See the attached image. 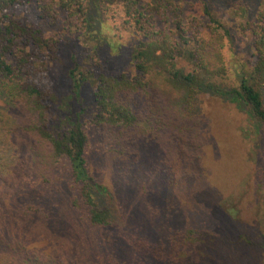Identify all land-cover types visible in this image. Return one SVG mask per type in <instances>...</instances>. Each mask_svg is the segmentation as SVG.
Instances as JSON below:
<instances>
[{"label": "trees", "instance_id": "1", "mask_svg": "<svg viewBox=\"0 0 264 264\" xmlns=\"http://www.w3.org/2000/svg\"><path fill=\"white\" fill-rule=\"evenodd\" d=\"M35 1L41 19L50 25L63 22L59 37H47L19 17L16 11L22 0H0V184L7 188L10 181L14 183L9 194L0 189V230L12 237L15 221L26 238L31 235L28 227L47 222L71 236L73 249L83 250L81 258L91 263L108 250L111 254L99 264H256V259L264 264V196L254 207L260 224L256 238L244 233L234 240L221 238L188 220L201 206L207 216L211 202L190 198L186 190L184 203L178 198L172 203L170 192L184 183L171 180L169 174L172 167L182 168L183 161V167L191 166L198 158L196 152L206 156L209 143L203 140V129L205 122L211 127V120L203 116L202 103L207 95L223 99L247 116L249 142L264 138V7L255 6L254 0H240L227 10L232 19H243L238 28L250 41L255 57L251 67L237 66L239 83L234 84L224 55L225 40L232 39V34L222 12L215 9V0H193L199 4V13L186 19L181 15L186 0ZM221 1L218 5L226 7L236 0ZM111 5H119L120 29L129 32L133 41L131 76H110L102 65L104 51L112 53L110 65L121 62L125 53L118 42L103 38ZM159 21L170 23L171 28L156 27ZM80 40L90 47L88 54L79 49ZM57 59L63 61L60 93L43 84ZM86 86L94 88V104L84 107L80 102ZM64 100L68 108L59 114ZM88 111L91 115L84 118ZM93 131L102 132L100 144L104 142L111 155V165L121 170L128 162L136 163L129 166L133 178L141 174L142 161L137 160L150 142L166 145L179 166L167 157L164 162L172 167L163 175L156 163L147 160L150 174L156 176L149 178L154 192L147 197L146 185L135 195L126 178L130 186L116 180V186H124L115 194L121 201L114 212L107 199L99 196L105 188L90 170ZM207 173L200 184L211 172ZM31 181L38 184L40 194L34 192ZM63 186L64 198L60 197ZM123 198L127 206L122 205ZM49 201L54 206L50 216L45 209ZM225 205L228 214L239 219L242 211L235 214L236 205L229 201ZM57 206L66 211L67 223L74 219L77 225L74 220V227L60 222L61 215L54 214L62 212ZM90 230L99 238L93 239ZM102 234L110 239L100 238ZM26 248L0 238V264H42ZM51 259L59 264L56 257Z\"/></svg>", "mask_w": 264, "mask_h": 264}, {"label": "rangeland", "instance_id": "2", "mask_svg": "<svg viewBox=\"0 0 264 264\" xmlns=\"http://www.w3.org/2000/svg\"><path fill=\"white\" fill-rule=\"evenodd\" d=\"M254 1L255 6L260 8L264 7V0ZM22 2L23 4L20 5L16 11V14L19 17L26 22H29L35 28H40L47 37L57 38L61 33H63L61 32L63 29L62 21L60 24L50 25L48 20H43L39 17L37 3L35 0H33L32 3L28 0H22ZM221 2V0H215L217 7H212L219 9L222 12L223 22L231 31L232 39L225 40L224 55L228 66L230 67V79L234 84H238L239 82L236 77V68L237 66H242L245 63L251 67L255 63L254 51L248 38L240 34L238 27L240 23L243 22V19H232V17L227 13L230 6L238 4L240 0H236L232 4L226 3V7L219 6L218 3L221 5ZM192 13H199V4L195 3L193 0H186V4L184 5L181 15L186 19L189 17V14ZM106 17L107 28L105 29L103 38H108V40L112 43L118 42L121 50L123 49V53H125L121 62L115 60L114 63L110 65L109 60L112 59V53L110 50L104 51V54L101 55L103 60L102 65L105 67L104 71H106L108 75L115 77L123 73L131 76L134 74L133 64L130 60V52L133 48V41L129 32H126L124 29H120V24L123 20V13L121 12L119 5L109 6L106 11ZM205 20L207 24V18H205ZM185 22L187 21L185 20ZM164 23L165 22L159 21L156 27H160L162 29L167 27L169 29L171 28L170 23ZM79 44L80 50L85 49V53H83V55L88 54L89 51H86V49H89L90 47H86L87 43L80 40ZM113 55L117 56L118 54L115 53ZM62 56L64 57V55ZM62 62V59H57L53 62V65L51 63L52 66H49L50 73L43 81V84L45 83L44 86H46L47 89L56 93L63 92ZM93 90V87L86 86L80 102L82 106L87 107L94 104ZM67 92L68 91L64 93V96H67ZM204 101L205 102L202 103L204 113L203 116L205 119L210 118L211 127H207L204 120L205 128L203 129V140L207 141L209 144L206 150V156H201L199 155V152H196L194 157L197 156L198 158L191 164V166L188 165L187 167H183L186 165L185 161L182 162V168L177 167L174 169L170 164L168 166L164 162L167 160V157L174 166L178 165V159H175L176 156L169 154V150L166 145H157L155 142H150L148 143V146L146 145L147 147L142 150V153L140 154L141 159L137 160V162L142 161L141 174L135 175L133 178L132 176H129V166H135L136 163L133 162V164L128 162L121 170L118 169V167L111 165L109 163H113V161H111V155L106 152L104 142L100 144L103 140L102 132H91V139L88 148L91 161L90 170L92 174L96 176L99 183L104 186L106 191L104 194H99V196L101 198H106V201L109 202V208L116 212L118 207H120L119 201L121 200H118V198L115 197V194H120V188L122 189L124 185H121L122 187L116 186L115 182L119 179L126 183L124 178L133 184V188L130 190L134 189L135 195L139 193L138 188L143 189V185H146V197L150 195L151 192H154V186H152L154 183H149V178L155 179L156 176L150 174L151 170H149L146 163L148 160L151 163H156L158 165V170H163V175L168 174L170 171L169 167H172L169 173L170 179L173 181L179 180L181 181V184L184 183V187H180L177 190L174 189L173 192H170V200L172 199V203L178 199L184 203V198L188 197L186 190H189L190 198H198L201 201L205 198L207 200V204L208 202L213 204V206L208 209V211H210L207 216L204 213L205 208H203V206H201V208L198 207V210L188 218L189 222H196L197 227L206 228L211 232L218 234L221 238L230 237L234 240L236 236L241 233L256 238L259 233L258 229L260 224L257 223L254 207L256 206L255 203L259 202L262 196H264V138L261 136L254 137L250 142L245 138L246 128L250 122H248L247 116L236 109L234 105L225 102L221 98L208 95L205 97ZM66 108L68 107L66 106V102L64 100V105H60L59 114L65 112ZM90 115L91 114L89 112V114H85L84 118ZM216 136L218 140L216 139ZM216 149H219L218 155ZM214 152L216 153V156ZM206 171L208 173L211 172V175L207 173V179L200 184V181L202 182L201 179H204L203 176H206ZM121 172H123V175H120ZM185 178H188L189 180L191 179L192 181H182ZM38 182H40L39 179ZM189 182L190 185L186 187V183ZM10 184L11 185L7 188L1 187L0 184V189L3 188L5 193L9 194L13 189L14 183L10 181ZM30 184L33 189H36L34 192L36 194H40L41 190L38 188V184L33 181H31ZM127 185L130 186L129 184ZM66 194V188L63 186L61 188L60 197L64 198ZM257 196L258 198L256 199ZM226 201H229L230 204L236 205V210L234 211L235 214L238 210H240V212L242 211L240 215H237L239 219H234L232 215L228 214V207H226V205L223 206ZM122 202V205L124 204V206H127L125 198H123ZM52 205L53 203L51 204L49 201L48 209L45 208L49 216L51 215L50 208L54 207ZM60 208V206L56 207L57 210L62 212L59 213L55 211L54 214L57 215L58 213L61 215L60 222L64 221L66 224V211H63ZM218 208L221 209L218 211ZM216 210L217 212L214 213ZM73 220L74 219H71L67 225L74 227V221L76 224V220ZM13 222L14 225H16L14 229L21 228L20 225L18 226V223L16 224L15 221ZM13 222L10 225H12ZM43 223L44 224L37 223V226L35 227H28L26 231L31 233V235L26 238L22 237L23 234H25L22 229H17V231H14L13 229L12 237H8L9 235H7L6 231L0 230V238H6L9 240L12 239L15 247H17L19 242L21 244L23 243L24 246L27 247L26 250L30 256H35L38 259L41 258L42 264H53L51 256L56 257L55 261L59 264H99L102 263L100 260L106 259L111 254V252L107 250L96 256L97 262L95 263H91L89 259L84 261L81 258L82 256H85L83 250L73 249V240L70 238L71 236L59 233L61 230L52 228V225L49 226L47 222ZM88 233L92 237L93 235L95 236L91 230L88 231ZM103 236L106 241L110 239L108 234H102L100 238ZM96 238L99 237H93V239ZM92 244V241L88 243V245ZM87 252L88 251L86 250V253ZM6 260L7 262L10 261L8 259ZM256 260L261 262V259ZM258 262L255 263L258 264ZM262 262H264V260ZM11 264L15 263L11 262Z\"/></svg>", "mask_w": 264, "mask_h": 264}]
</instances>
